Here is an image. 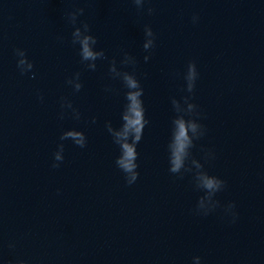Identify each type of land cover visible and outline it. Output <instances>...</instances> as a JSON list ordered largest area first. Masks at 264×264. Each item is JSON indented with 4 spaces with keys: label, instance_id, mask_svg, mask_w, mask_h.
Masks as SVG:
<instances>
[{
    "label": "water",
    "instance_id": "obj_1",
    "mask_svg": "<svg viewBox=\"0 0 264 264\" xmlns=\"http://www.w3.org/2000/svg\"><path fill=\"white\" fill-rule=\"evenodd\" d=\"M84 23L108 57L95 71L71 43ZM146 26L155 34L149 52ZM17 49L31 71L17 67ZM125 53L134 69L121 67ZM112 59L135 72L149 121L131 185L105 126L119 128L125 104L108 73ZM189 62L198 72L193 93L184 80ZM77 72L79 92L67 83ZM173 98L181 113L195 104L203 126L191 149L196 161L182 175L169 171ZM68 130L83 132L86 146L61 141ZM205 172L224 189L205 195ZM197 257L264 264V0H145L142 8L133 0H0V264H199Z\"/></svg>",
    "mask_w": 264,
    "mask_h": 264
},
{
    "label": "clouds",
    "instance_id": "obj_2",
    "mask_svg": "<svg viewBox=\"0 0 264 264\" xmlns=\"http://www.w3.org/2000/svg\"><path fill=\"white\" fill-rule=\"evenodd\" d=\"M138 8H142L145 0H133ZM83 9H78L76 12L70 14V21L73 25L76 23L78 14H83ZM153 9L149 8L148 12L151 14ZM196 20V17L193 18ZM91 29L87 23H84L82 27H76L72 32L71 43L73 46L79 45V56L80 62L90 70L95 71L97 68L96 61L107 60L108 57L105 55L103 50H96L98 43L95 36L90 34ZM145 42L143 49L145 52H149L155 47V34L152 29L148 26L144 29ZM16 55L19 57L17 61V67L21 70V73L31 71L34 65L28 61L26 52L24 50L17 49ZM149 56L144 57L145 62L149 60ZM121 67L131 66L133 69L136 65L134 57L124 54L123 59L120 61ZM108 73L111 79L119 80L125 89L124 99L125 104L121 112V124L119 128H114L111 122L106 123V129L111 135L113 143L116 144L120 149V155L117 157L115 164L125 174L126 181L129 185L135 183L138 179L139 173L137 172L138 159L137 145L143 138V133L146 125L149 121L145 118V108L142 100L144 94L143 87L138 80L135 72L122 71L117 67L115 59L109 61ZM198 79V72L195 62H189L187 71L184 75L186 81V91L193 93L196 81ZM71 85L75 92H79L83 85L80 83V73H75L74 77L67 81ZM106 91H112L110 88H106ZM191 96L183 98V102L190 101ZM180 102L176 99H172L173 110L176 113L172 119L171 136L168 143V159H169V171L172 174H181V170L185 172L191 167L192 162L196 159L192 158L191 149L195 147L194 141L199 140L203 135H195L198 128H203L201 124L197 122L200 118V113L197 110V106L191 103V107L195 108L196 111L190 113L179 112L175 104ZM61 108L72 109L74 118L79 119V112L72 107L70 102H66L62 98ZM63 118V116H61ZM95 122V121H93ZM193 133V136H189V133ZM71 140L75 145L83 148L86 146V136L83 132L77 130L65 131L61 136L60 140ZM64 145L61 143L58 145V150L54 153V159L57 162L63 161ZM53 167H59V163H54ZM225 187V182L216 176L210 175L205 172L203 175V189L205 195L208 191H214L215 195L222 191ZM204 195V196H205ZM201 197L199 202L204 198ZM219 207V201L216 200L215 210ZM235 207L234 204H229L226 211H231ZM212 210V211H213ZM211 212V211H210ZM209 213V212H208ZM205 213L204 215H207ZM200 264V258L197 257Z\"/></svg>",
    "mask_w": 264,
    "mask_h": 264
}]
</instances>
